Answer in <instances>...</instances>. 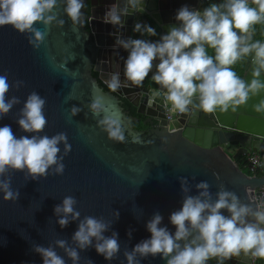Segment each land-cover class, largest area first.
<instances>
[{"label":"water","instance_id":"1","mask_svg":"<svg viewBox=\"0 0 264 264\" xmlns=\"http://www.w3.org/2000/svg\"><path fill=\"white\" fill-rule=\"evenodd\" d=\"M114 2L85 0L82 23L75 26L58 3L54 11L65 23L48 29L37 24L46 35L36 49L28 42L30 34L17 32L10 25L0 26V74L6 73L10 82L23 81L19 88L10 87L6 94V98L18 96L20 103L0 118V126L11 125L16 136L31 135L23 132L16 120L27 95L37 91L46 99L47 124L41 134L51 136L63 131L72 146L64 156L65 169L60 175L50 173L32 180L22 171L5 174L11 179L13 190H19V197L6 201L0 194V264H42L34 245L54 246L57 239L71 243L78 221L61 228L53 211L67 195L76 197L81 218L93 215L112 219L113 210H119V218L105 233H118L117 255L107 261L90 246L80 251V264H89V260L93 264H126L125 249L130 250L150 236L145 225L154 212L159 211L164 217L162 224L175 231L168 217L181 207L179 177L188 178L190 194H196L197 182L207 180L213 194L222 184L242 202L253 206L255 189L264 186V176H249L242 169L247 167V161H241L247 151L262 153L264 157V115L252 109L259 95L237 106L235 112L181 114L168 121L162 98L151 100V90L159 87L151 80V72L141 85L121 87L116 92L104 82L116 70L124 79L128 52L113 47L115 33L132 37L138 20L155 23L161 33H166L177 23V9L185 4L198 8L201 0H144L143 11L124 17L123 26L119 27L102 19ZM247 69L245 61L242 75ZM97 96L125 127V142L110 140L97 124L106 113L94 116L88 110V104ZM73 105L81 107L74 117L69 115ZM140 121L146 129L134 128V123ZM62 150L61 145V153ZM231 151L234 153L229 155ZM57 252L64 255L62 249L57 248ZM65 259L71 264L69 258ZM227 262L252 264L247 257ZM141 264H166V260L150 255L142 258ZM259 264H264V260Z\"/></svg>","mask_w":264,"mask_h":264},{"label":"clouds","instance_id":"2","mask_svg":"<svg viewBox=\"0 0 264 264\" xmlns=\"http://www.w3.org/2000/svg\"><path fill=\"white\" fill-rule=\"evenodd\" d=\"M58 3L73 26L82 23L85 0H0V26L10 25L17 32L30 34L29 44L39 48L46 33L37 24L48 29L65 23L54 11ZM143 6L144 0H115L102 19L123 26V18L143 11ZM175 20L177 23L166 33H158L155 26L138 20L133 31L140 36L123 38L114 34L113 47L127 50L128 55L124 79L121 71L110 72L104 81L108 89L116 92L121 87L141 85L151 72V80L159 85L151 90V100L161 97L172 114L235 112L237 106L259 95L252 109L264 115V39L256 38L257 25L264 35V0H208L202 8L185 4L177 9ZM245 61L248 69L240 75L233 65ZM22 83L10 82L6 73L0 74V118L20 103L18 96L6 98V94L10 87L19 88ZM45 103V97L32 91L19 110L16 123L31 135L16 136L11 125L0 126V194L6 201L19 197V190H13L10 177L5 176L7 172L22 171L32 180L64 172V156L72 146L63 131L51 136L41 134L47 124ZM87 107L94 116L106 113L97 124L110 140L126 141L125 127L110 113L102 97L93 98ZM80 111V106L73 105L69 115L74 117ZM256 163L264 166L260 158ZM178 179L183 194L181 207L168 217L175 231L162 224L164 217L159 211L154 212L145 225L150 236L125 249L126 264H141L142 258L150 255H159L166 264H208L212 259L225 264L235 257L264 260V198L253 206L222 184L213 194L207 180L197 182L196 194H190L188 178ZM76 204V197L67 195L54 206L56 223L63 228L78 221L77 229L71 243L57 239L54 246L34 245L42 264H67L65 257L71 264H80V251L90 246L107 261L119 252L118 233L105 235L119 218V210H113L112 219L93 215L81 218ZM131 233L129 229L128 235ZM57 248L63 250V256ZM89 264L93 262L89 260Z\"/></svg>","mask_w":264,"mask_h":264},{"label":"built area","instance_id":"3","mask_svg":"<svg viewBox=\"0 0 264 264\" xmlns=\"http://www.w3.org/2000/svg\"><path fill=\"white\" fill-rule=\"evenodd\" d=\"M203 3H208V0H203ZM133 38H135V36H132ZM163 100V99H162ZM164 102V109H165V117L168 121H172L173 119L178 118L179 116H181L180 113H176V114H172L168 111V105L167 103L163 100ZM242 158L245 159L247 161V173L249 174V176L251 177H255V176H259V173L263 170L264 166H261L260 164L256 163V158H260L262 161H264V157L263 154L260 155L256 152H245L242 154ZM254 201L255 203H257L259 201V199L264 198V186L258 189H255L254 191ZM252 264H259L258 259H251Z\"/></svg>","mask_w":264,"mask_h":264},{"label":"trees","instance_id":"4","mask_svg":"<svg viewBox=\"0 0 264 264\" xmlns=\"http://www.w3.org/2000/svg\"><path fill=\"white\" fill-rule=\"evenodd\" d=\"M204 6H206V3H204V4L202 5V7H204ZM147 23H148V22H147ZM256 27H257L256 38L264 39V35H262L261 30H260L261 26H260V25H257ZM134 36H135V37H138V36H140V33H138V32H134ZM156 38H158V37H152V39H156ZM209 51L211 52V49H210ZM244 64H245V62H243V63L238 62L236 65H233V67L236 69V71H237L238 74H240V75H242V71H243V68H244ZM141 127H142L141 125H135V124H134V128H135V129H139V128H141ZM260 154H262V153H260ZM259 175H260V176H264V167H263V170L259 173ZM261 261H262V260L258 259V262H259V263H260ZM210 264H216L215 259H212ZM225 264H230V263L227 262V261H225Z\"/></svg>","mask_w":264,"mask_h":264},{"label":"crops","instance_id":"5","mask_svg":"<svg viewBox=\"0 0 264 264\" xmlns=\"http://www.w3.org/2000/svg\"><path fill=\"white\" fill-rule=\"evenodd\" d=\"M204 3L202 2V4L199 6V7H201L202 8V5H203ZM151 25H153V26H155L156 28H157V31H158V33H161V30H160V28L155 24V23H151ZM134 28V27H133ZM133 36H134V34H133ZM232 153H234V151H231V154ZM258 154H260L259 152H258ZM260 155H262V154H260ZM242 160H244L243 158L241 159V161Z\"/></svg>","mask_w":264,"mask_h":264},{"label":"flooded vegetation","instance_id":"6","mask_svg":"<svg viewBox=\"0 0 264 264\" xmlns=\"http://www.w3.org/2000/svg\"><path fill=\"white\" fill-rule=\"evenodd\" d=\"M133 34H134V31H133V33H132V36H133ZM125 108H127V105L125 106ZM135 125H141L142 127L141 128H139V130H142V129H146V126H144L143 124H142V122L140 121V122H138V123H134ZM239 163V162H238ZM243 169V168H242Z\"/></svg>","mask_w":264,"mask_h":264},{"label":"rangeland","instance_id":"7","mask_svg":"<svg viewBox=\"0 0 264 264\" xmlns=\"http://www.w3.org/2000/svg\"><path fill=\"white\" fill-rule=\"evenodd\" d=\"M228 154H229V155H231V153H230V152H228ZM243 170H244L245 172H247V170H246V168H245V167H243Z\"/></svg>","mask_w":264,"mask_h":264}]
</instances>
